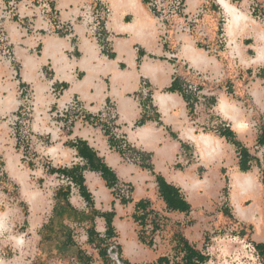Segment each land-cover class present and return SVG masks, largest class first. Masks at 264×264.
Listing matches in <instances>:
<instances>
[{"label":"crops","instance_id":"obj_1","mask_svg":"<svg viewBox=\"0 0 264 264\" xmlns=\"http://www.w3.org/2000/svg\"><path fill=\"white\" fill-rule=\"evenodd\" d=\"M7 1L0 0V15L13 63L0 52V160L22 197L9 206L12 216L0 210V235L9 233L6 241L15 251L26 247L31 253L67 235L75 251L63 248L61 239L57 246L64 255L49 256L59 264H67V258L70 264H157L166 257L164 249L143 237L158 232L153 224L165 218L177 227L195 222L196 228L216 209L252 227L253 246L264 247V145L257 144L264 130V25L253 19L264 14V0H181L183 12L174 19L158 15L155 3L161 0H48L51 13H43L33 0L15 6V16L4 13ZM229 7L242 17L237 24H229ZM232 63L251 75L255 71L250 117L231 104V91L210 87L236 79H231ZM173 81L180 91H168ZM221 99L233 117L219 111ZM29 104L30 171L20 167L23 159L17 153ZM142 117L146 120L138 126ZM226 129L235 143L222 136ZM200 136L211 138L208 146L199 145ZM71 145L95 154L97 164L113 175L111 188L100 169H92ZM241 149L250 157L244 172ZM73 168L88 199L62 173ZM33 172L61 179L49 204L35 198ZM243 175L251 183L234 194V177ZM157 178L187 208H171ZM60 188H67L68 195L56 200ZM235 195L244 219L236 214ZM22 224L25 246L14 232ZM137 226L145 233L137 232ZM109 229L114 236L107 239ZM191 232L173 234L177 247L183 239L194 249Z\"/></svg>","mask_w":264,"mask_h":264},{"label":"rangeland","instance_id":"obj_2","mask_svg":"<svg viewBox=\"0 0 264 264\" xmlns=\"http://www.w3.org/2000/svg\"><path fill=\"white\" fill-rule=\"evenodd\" d=\"M20 2H22V0H17L16 7L20 4ZM15 14L16 13L12 10L10 15L15 16ZM253 19L264 25V14L259 17L253 16ZM3 20L4 18L1 19L2 23ZM0 52L6 61H11L13 63L11 60L12 53L9 43L7 46V52L5 53L3 49H1ZM11 66L12 69L16 68L14 64H11ZM229 69L231 79L233 76H236L235 80H229L228 83L227 81H221L219 84H211L210 87L216 92H222V90L225 92L231 91L228 95L231 104L241 107L243 113L246 114L245 116L250 117L252 115V111L254 110V106L249 93L251 91V87H253V84L255 83V71L252 70V75L248 76L246 70H244V68H240L238 63L230 64ZM238 74L240 75L239 81H237ZM202 87L203 85H201V88ZM29 105L30 114L27 113V115L24 116L27 118V123L24 128L26 133L22 134L23 136L25 135V137L23 138V144H21V147L17 149V153L22 156L23 159L20 167L28 171H30L32 168L31 164H33V162L30 161L33 157L29 148V141L32 140L29 132L32 111L31 104ZM24 146H27L26 152L23 149ZM263 151L264 150H262V152ZM23 153H25V157L23 156ZM29 178L31 180L32 190L35 192H33L35 198L37 200H46L48 201V204L51 202V199L55 194V190L60 185H63L61 179H58L55 175L40 176L33 172ZM21 197L19 187L6 173H3L0 182V210L5 213L9 212L12 216V213L14 212L13 207L9 206L17 204ZM219 201H223V194L220 195ZM53 203H55L54 200ZM218 208H220V206H218ZM195 225V222H185L183 223V226L179 225L177 227V224L166 222L165 218L164 220L159 219L156 224L152 225L158 229V232L154 234L150 233L148 235L143 234V237L145 238V241L151 237L154 240L152 241V244L164 249L163 253H166L165 258H168L169 264H184L182 261V254L179 253V247H177L176 240L173 238V234L175 232L182 231L185 234L192 231L191 235L192 238L193 236L195 237V240L190 241L191 246L206 258L203 262H201V264H264L253 246L252 227L239 225L237 221L228 219L226 216L221 215L218 209L207 213L203 222L198 223L196 228L194 227ZM11 226L13 228V225ZM18 226L19 225H16L14 232L17 233L16 235L21 234V237L24 240L22 245L25 246L28 241L27 230L23 227V224L21 225V231ZM136 230L137 232L145 233L139 226H137ZM79 231V237H81L83 235V231H81V229ZM10 233H12V231ZM8 235L9 233L7 234L6 232H2L0 235V264H10V262L17 264L12 261L15 256H17L16 262L19 264H59L60 261H58L56 257L53 258L49 256L51 254H56L55 256L64 255V251H60L61 247H59L60 240L65 239L64 236L56 237L53 242L49 240L41 243L30 253L28 251L29 249L26 247L25 250L21 249L19 252L17 250L15 251L13 246L10 245V242L6 241V237L8 238ZM57 243L59 246H57ZM72 250L75 251V247L72 248ZM65 260L67 264H70L72 261L68 258Z\"/></svg>","mask_w":264,"mask_h":264},{"label":"trees","instance_id":"obj_3","mask_svg":"<svg viewBox=\"0 0 264 264\" xmlns=\"http://www.w3.org/2000/svg\"><path fill=\"white\" fill-rule=\"evenodd\" d=\"M247 73L249 75H251V71H247ZM260 73H263V70H260ZM169 92H174V91H180L179 86L177 84V82L173 81L171 87L168 89ZM186 99V97H185ZM146 118L142 117L141 120L137 123L138 126L142 125L145 122ZM220 132V131H219ZM222 136L225 137L226 139L232 140L233 143H235V141H233L234 138V134L232 131L226 129L224 130L222 133ZM257 144L258 145H264V130L261 131V133L258 136L257 139ZM71 146H75L76 149L78 150L79 155L85 157L90 165L92 169H100L101 171V176L103 178V180L106 182L107 187L111 188L113 186V175L111 174V172L104 166V165H99L97 164L98 161L96 160L95 154H93L88 148L84 147V148H79L76 145H71ZM239 168L241 171H247L249 170L250 166H249V160L250 157L247 153V151L245 149H241L239 152ZM261 182L264 186V158L263 161L261 163ZM52 172H60L59 170H51ZM78 169L77 168H73L71 170H63L62 173H64L67 177H69L71 180H74L77 182V184L80 185L81 191L83 192V195L88 199L87 194L85 193L84 188L81 186L82 185V181L81 178L78 176L77 173ZM158 181V185L159 188L161 190V194L162 196L165 198V200L169 203V205L171 206V208H173L174 210H183L185 208H187V205H185L184 203H181V201H179L178 196L176 191H174L173 189H171L170 187H168L167 185H165L164 181L161 178H157ZM68 195V189L67 188H60L56 195H55V199L56 200H61V199H65ZM114 236V233L112 232L111 229L108 230L107 235L105 236L107 239L111 238ZM65 239L63 241L62 246H64L63 248L65 249H72L74 248V244L72 243L71 239L69 236L65 235L64 236ZM142 241H144L141 238ZM180 240V245H179V253L182 254V261L184 264H201V262H203L206 258L199 253L198 251L192 249L191 247H189L187 244H185L183 241V239H179ZM179 242V241H178ZM254 249L256 250L258 256L261 258V260L264 263V247L262 245L259 244H254ZM105 250H102L101 256L104 257L105 256ZM81 255L80 252L78 251L77 253V258L80 260L81 259ZM125 264V263H124ZM127 264V263H126ZM157 264H169V261H167V258H161L158 260Z\"/></svg>","mask_w":264,"mask_h":264},{"label":"built area","instance_id":"obj_4","mask_svg":"<svg viewBox=\"0 0 264 264\" xmlns=\"http://www.w3.org/2000/svg\"><path fill=\"white\" fill-rule=\"evenodd\" d=\"M38 3L41 4L42 7V12L43 13H51V11L48 9L47 6V1L48 0H37ZM17 0H8L7 1V8L4 9V13L10 14L12 13V10H14ZM22 2L25 3V5H29L33 3V0H22ZM155 9L158 15L162 18H169V19H174L176 17H179L180 14L183 12V5L181 0H161V1H156L155 3ZM5 18L3 15H0V47H2L3 51L6 53L7 52V38L4 33L2 24H1V19ZM195 23L197 20L194 21ZM95 25H98V21H95ZM3 176V168L1 165V160H0V182Z\"/></svg>","mask_w":264,"mask_h":264},{"label":"bare ground","instance_id":"obj_5","mask_svg":"<svg viewBox=\"0 0 264 264\" xmlns=\"http://www.w3.org/2000/svg\"><path fill=\"white\" fill-rule=\"evenodd\" d=\"M229 12H230V22L229 24L231 25L232 23L233 24H237L238 20L241 19L242 17L240 15H238L233 8L229 7ZM258 60H260V55L259 57H257L256 60H254V62H257ZM218 109L219 111L225 115V116H231L230 113H229V108L227 107L224 99H221L219 101V104H218ZM233 117V116H231ZM197 142L199 143V145H206L208 146L210 140L211 139L210 137H207V136H200V137H197ZM200 139H203V140H200ZM212 149V148H211ZM207 154V153H206ZM208 159V158H207ZM235 178V189H234V194L237 192V191H240L242 189H244V187H246L247 185L249 186L250 183H251V180H250V177L247 176V175H243L241 177H234ZM242 192V191H241ZM189 195L190 197H192L193 195V192H192V188L190 189L189 191ZM233 201L235 202V209H236V214L238 215V217H240L241 219H244L246 217V215L244 214V210L243 208H241V206L239 205L237 199H236V195L233 196ZM237 202V203H236ZM257 226V224H256ZM258 227V226H257Z\"/></svg>","mask_w":264,"mask_h":264}]
</instances>
